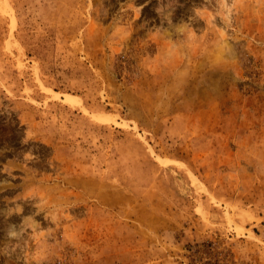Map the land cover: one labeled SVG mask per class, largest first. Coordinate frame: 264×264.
I'll return each instance as SVG.
<instances>
[{
	"label": "rangeland",
	"instance_id": "rangeland-1",
	"mask_svg": "<svg viewBox=\"0 0 264 264\" xmlns=\"http://www.w3.org/2000/svg\"><path fill=\"white\" fill-rule=\"evenodd\" d=\"M0 264H264V0H0Z\"/></svg>",
	"mask_w": 264,
	"mask_h": 264
},
{
	"label": "clouds",
	"instance_id": "clouds-1",
	"mask_svg": "<svg viewBox=\"0 0 264 264\" xmlns=\"http://www.w3.org/2000/svg\"><path fill=\"white\" fill-rule=\"evenodd\" d=\"M228 19H229V22H230V19H231L230 15H229ZM20 211L22 212V209ZM6 235H7L8 239L15 240V239L20 238L23 235V231L22 230H18L16 228V226H14V225H10L8 227Z\"/></svg>",
	"mask_w": 264,
	"mask_h": 264
}]
</instances>
